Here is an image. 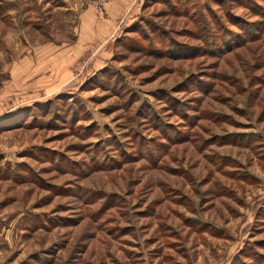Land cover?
<instances>
[{
	"label": "rangeland",
	"instance_id": "374dc122",
	"mask_svg": "<svg viewBox=\"0 0 264 264\" xmlns=\"http://www.w3.org/2000/svg\"><path fill=\"white\" fill-rule=\"evenodd\" d=\"M94 1L0 0V264H264V0H138L102 40ZM92 35L52 92L16 77Z\"/></svg>",
	"mask_w": 264,
	"mask_h": 264
},
{
	"label": "crops",
	"instance_id": "0c3cea01",
	"mask_svg": "<svg viewBox=\"0 0 264 264\" xmlns=\"http://www.w3.org/2000/svg\"><path fill=\"white\" fill-rule=\"evenodd\" d=\"M104 1L105 16L102 19L96 21L94 6L90 5V2L80 14L83 29L87 31L86 34L91 33V31L95 32L97 33V36L99 35L101 38L100 40L105 37L106 31L113 28L116 29L120 24L125 23L135 12L138 2V0ZM94 38L95 36L92 35L90 37V41H87L86 45H84L85 43L83 40H75L76 42L68 49H55V43L51 42H48L46 47L41 50L40 47H38L39 50L34 56L36 62L30 61L28 63L24 60L20 68L19 66L16 67V74L17 71L20 72L16 77L19 78V76H21V78H36L34 86H39L44 93H50L54 90V87L56 86L55 82L58 79H60V83H63L71 78V65L84 61L82 59H84V56L87 55V48L94 45ZM94 57L90 60L92 61Z\"/></svg>",
	"mask_w": 264,
	"mask_h": 264
},
{
	"label": "built area",
	"instance_id": "2783aa9c",
	"mask_svg": "<svg viewBox=\"0 0 264 264\" xmlns=\"http://www.w3.org/2000/svg\"><path fill=\"white\" fill-rule=\"evenodd\" d=\"M94 9L98 15H102L104 11L105 1L96 0L93 2Z\"/></svg>",
	"mask_w": 264,
	"mask_h": 264
}]
</instances>
